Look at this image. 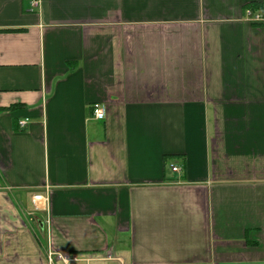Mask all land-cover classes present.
Masks as SVG:
<instances>
[{
	"label": "crops",
	"instance_id": "crops-1",
	"mask_svg": "<svg viewBox=\"0 0 264 264\" xmlns=\"http://www.w3.org/2000/svg\"><path fill=\"white\" fill-rule=\"evenodd\" d=\"M50 232L55 264H264V0H0V264Z\"/></svg>",
	"mask_w": 264,
	"mask_h": 264
},
{
	"label": "built area",
	"instance_id": "built-area-1",
	"mask_svg": "<svg viewBox=\"0 0 264 264\" xmlns=\"http://www.w3.org/2000/svg\"><path fill=\"white\" fill-rule=\"evenodd\" d=\"M41 0H31V10H36L40 7ZM252 11L248 10V14H251ZM255 18L257 20L261 19L260 15H256ZM92 115L95 119L102 120L107 115V105L101 102H96L92 105ZM27 124V120H23L19 122V126L24 128ZM173 171H179L180 168L178 166L172 165ZM35 200L45 201L48 202V197L43 195H36L34 196ZM51 232L49 234V244H48V251H47V259L49 264H55L57 261H62L64 263H68L70 261H77L80 260V257L77 255H72L69 253H63L61 251L55 250L52 244V237ZM107 259H113V255L111 253H106L105 256Z\"/></svg>",
	"mask_w": 264,
	"mask_h": 264
}]
</instances>
